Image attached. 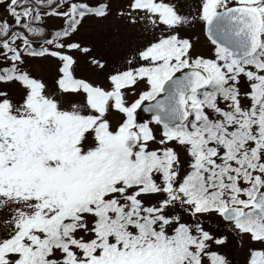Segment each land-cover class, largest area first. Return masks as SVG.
Instances as JSON below:
<instances>
[{"label": "snow or ice", "instance_id": "snow-or-ice-1", "mask_svg": "<svg viewBox=\"0 0 264 264\" xmlns=\"http://www.w3.org/2000/svg\"><path fill=\"white\" fill-rule=\"evenodd\" d=\"M0 264H264V0H0Z\"/></svg>", "mask_w": 264, "mask_h": 264}, {"label": "rangeland", "instance_id": "rangeland-1", "mask_svg": "<svg viewBox=\"0 0 264 264\" xmlns=\"http://www.w3.org/2000/svg\"><path fill=\"white\" fill-rule=\"evenodd\" d=\"M107 31H108L107 28H105L103 30V32H107ZM103 32H95V33H92V35L94 36V38L96 39V41L98 42V44H100L102 46H105V48H106L107 38L103 35ZM116 51H118V50H113V55H115V52Z\"/></svg>", "mask_w": 264, "mask_h": 264}]
</instances>
